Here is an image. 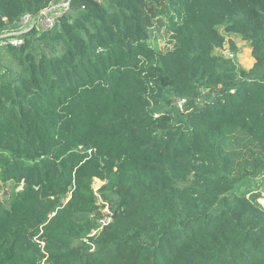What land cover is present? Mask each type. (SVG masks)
<instances>
[{"label":"trees","instance_id":"16d2710c","mask_svg":"<svg viewBox=\"0 0 264 264\" xmlns=\"http://www.w3.org/2000/svg\"><path fill=\"white\" fill-rule=\"evenodd\" d=\"M54 1L0 0L22 39L0 44V264H264V0H68L20 28Z\"/></svg>","mask_w":264,"mask_h":264},{"label":"built area","instance_id":"2783aa9c","mask_svg":"<svg viewBox=\"0 0 264 264\" xmlns=\"http://www.w3.org/2000/svg\"><path fill=\"white\" fill-rule=\"evenodd\" d=\"M56 1L57 0H55L50 7L45 8L37 15H32L30 13H26L22 15L18 21V25L20 26V28L23 29V28H26L32 25L37 30H42V29L52 26V24L54 23V18L57 15L63 14L65 11L68 10V7H69L68 0H58L59 1L58 8H54L53 5ZM21 42H22V39L18 37H7V38L0 39V44L10 43L12 45H19ZM224 54H226L229 57H233V54L230 51ZM182 102L183 100L181 99L176 100V103L179 107L181 106ZM98 187L99 185L98 186L93 185V192L97 196V201L99 203H102V199L101 197H99V194L97 191ZM101 212H102V216L97 219V225L89 233L90 236L99 232L103 228V226L108 224L111 220L110 210L106 203L101 208Z\"/></svg>","mask_w":264,"mask_h":264},{"label":"rangeland","instance_id":"374dc122","mask_svg":"<svg viewBox=\"0 0 264 264\" xmlns=\"http://www.w3.org/2000/svg\"><path fill=\"white\" fill-rule=\"evenodd\" d=\"M58 5H59V1L57 0L54 3L53 7L54 8H58ZM237 47H238V50L236 52L237 56H236L235 59L237 60V62L242 67L249 68L252 65L253 61H254L253 57L251 56V50H250L249 44L247 42H238L237 43ZM228 51H229V42H228V38L226 37V41L224 42L223 47L221 49H218L217 52L227 53ZM0 57L2 59V63L3 64L5 63V61H8V59H9L7 57V55H6V53L2 52V51H0ZM9 61L7 62V65L10 64ZM100 183L101 182L98 179H94L93 185L94 186H98V185H100ZM9 188H10V186L7 189H9ZM260 189L262 191V193H261L262 196L259 198V201L264 206V203L262 202V200L264 199V188L260 187ZM4 190H5V188L4 189H0V196H2L1 198H3V199H4V197H7V195H8L6 193V196H4V194H3L5 192Z\"/></svg>","mask_w":264,"mask_h":264},{"label":"bare ground","instance_id":"6f19581e","mask_svg":"<svg viewBox=\"0 0 264 264\" xmlns=\"http://www.w3.org/2000/svg\"><path fill=\"white\" fill-rule=\"evenodd\" d=\"M262 202L264 203V199L262 200Z\"/></svg>","mask_w":264,"mask_h":264}]
</instances>
